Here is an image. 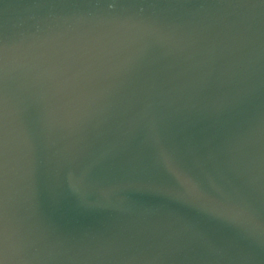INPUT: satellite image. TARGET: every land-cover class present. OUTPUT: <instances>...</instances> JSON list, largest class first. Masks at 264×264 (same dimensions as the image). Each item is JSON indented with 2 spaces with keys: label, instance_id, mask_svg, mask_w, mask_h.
<instances>
[{
  "label": "water",
  "instance_id": "obj_1",
  "mask_svg": "<svg viewBox=\"0 0 264 264\" xmlns=\"http://www.w3.org/2000/svg\"><path fill=\"white\" fill-rule=\"evenodd\" d=\"M0 264H264V0H0Z\"/></svg>",
  "mask_w": 264,
  "mask_h": 264
}]
</instances>
